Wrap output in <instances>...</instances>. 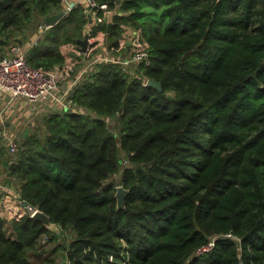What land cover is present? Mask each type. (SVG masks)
I'll return each instance as SVG.
<instances>
[{
  "label": "trees",
  "instance_id": "obj_1",
  "mask_svg": "<svg viewBox=\"0 0 264 264\" xmlns=\"http://www.w3.org/2000/svg\"><path fill=\"white\" fill-rule=\"evenodd\" d=\"M62 1L0 0V50L47 70L66 45L83 59L88 29L107 56L140 31L149 62L98 61L72 92L84 112L29 114L8 174L60 233L0 216V264H264V0H95L115 10L103 23L84 2L45 28ZM44 237L62 239L59 262L32 258Z\"/></svg>",
  "mask_w": 264,
  "mask_h": 264
},
{
  "label": "built area",
  "instance_id": "obj_2",
  "mask_svg": "<svg viewBox=\"0 0 264 264\" xmlns=\"http://www.w3.org/2000/svg\"><path fill=\"white\" fill-rule=\"evenodd\" d=\"M87 4V15L95 20L96 24L103 23L105 19L114 14L106 4H98L95 0H84ZM63 9L65 15L71 10L70 0H63ZM99 11L102 14L99 15ZM92 21V22H93ZM44 26V25H43ZM45 27V26H44ZM46 28V27H45ZM88 29V49L82 53L79 49L78 55L83 54L86 61L88 53L95 49L98 36H91ZM136 34V32H134ZM68 46V45H66ZM122 46V45H121ZM69 48L77 53L75 45H69ZM75 58L70 62L65 61L62 65H55L52 69L34 68L27 60L23 47L13 43L0 50V94L8 100V104H17L25 102V108L29 114L44 113L48 109H59L63 111L84 112L78 108L71 99L72 92L76 86L81 83L86 76V72L98 61L114 62L120 65L123 71L134 70L137 66L146 65L149 62V53L146 46L135 51L115 56L98 55L95 58L88 59L87 62L78 63L80 67L75 70L77 64ZM4 108L0 109V140L3 141L11 155H14L18 149L19 138L22 132L8 134L4 129ZM20 200V198H19ZM20 202H22L20 200ZM25 207V206H24ZM26 210L33 213L35 209L26 206ZM229 236V235H228ZM214 245L211 241L203 247L198 253L209 250Z\"/></svg>",
  "mask_w": 264,
  "mask_h": 264
},
{
  "label": "crops",
  "instance_id": "obj_3",
  "mask_svg": "<svg viewBox=\"0 0 264 264\" xmlns=\"http://www.w3.org/2000/svg\"><path fill=\"white\" fill-rule=\"evenodd\" d=\"M73 6L84 3V0H70ZM63 9V8H62ZM4 108V129L8 134L24 132L25 122L29 113L25 108V102L8 104V100L0 94V109ZM23 108V109H22ZM11 154L5 143L0 140V216L9 221L11 218H19L25 212V207L19 200V182L8 174L11 170ZM9 164L7 172L5 168Z\"/></svg>",
  "mask_w": 264,
  "mask_h": 264
},
{
  "label": "water",
  "instance_id": "obj_4",
  "mask_svg": "<svg viewBox=\"0 0 264 264\" xmlns=\"http://www.w3.org/2000/svg\"><path fill=\"white\" fill-rule=\"evenodd\" d=\"M72 5V4H71ZM65 16L64 11H60L53 15L45 16L43 19V25L46 28L52 27L55 24H57L63 17ZM89 23H92V18L88 17ZM111 23L107 24V32H110ZM79 48L82 53H86L88 49V34H85L84 38L78 40ZM128 45V44H127ZM129 46V45H128ZM146 86H150L153 88H156L158 91H162V85L160 82L154 80V79H148L146 81ZM28 134V129L24 131V136ZM15 162H11L10 167L14 166ZM129 193V190L125 189L122 185H118L116 187L115 192V199H116V207L117 209H123L125 207V198L127 194ZM23 205L26 207L27 204L23 203ZM31 218L35 221H38L42 223V225L47 228L49 231H52L54 233L59 234L60 229L57 226V224L51 222L49 216H47L44 212H42L39 209H35L33 213L30 214Z\"/></svg>",
  "mask_w": 264,
  "mask_h": 264
},
{
  "label": "rangeland",
  "instance_id": "obj_5",
  "mask_svg": "<svg viewBox=\"0 0 264 264\" xmlns=\"http://www.w3.org/2000/svg\"><path fill=\"white\" fill-rule=\"evenodd\" d=\"M114 12H115V10H114ZM97 38H98V42H99V44H97V47H101L100 53L103 51L105 52L106 47L103 46V44L105 43V39H106L105 36L101 33V35L98 36ZM126 42L130 47V52L135 51L137 49H140L141 47L144 46V43H145V41L142 40V37L140 36V31L138 32V35L135 38L134 37L124 38L121 40L120 44L124 45ZM61 50L65 56V61L70 62L71 58L76 59L75 61L77 64L75 65V70H77L80 67V64H78V63H84V62L88 61V60L84 61V59L77 57V55L74 56L75 53H74V51H72L69 48V45L63 46ZM104 52H103V54H100V53H98V54L99 55H105ZM61 243H62L61 238H58L55 240L54 239L50 240L48 237H44L43 239H41L40 246L35 251V254L34 253L32 254V258L35 260H44L46 258H52L53 257V258H55V260L57 262H59L62 259V252H61V250L55 251V249L57 247L59 248L61 246Z\"/></svg>",
  "mask_w": 264,
  "mask_h": 264
}]
</instances>
